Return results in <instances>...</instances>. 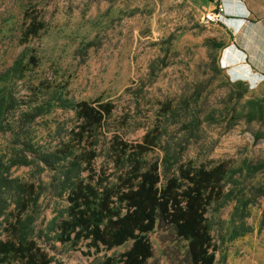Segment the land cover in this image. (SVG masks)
Wrapping results in <instances>:
<instances>
[{"label": "rangeland", "instance_id": "rangeland-1", "mask_svg": "<svg viewBox=\"0 0 264 264\" xmlns=\"http://www.w3.org/2000/svg\"><path fill=\"white\" fill-rule=\"evenodd\" d=\"M26 11L46 25L28 43ZM203 16L192 0H0V95L26 103L30 85L49 86L51 107L30 130L40 147L73 126L75 103L111 101L110 129L120 127L125 140L158 135L146 159L159 163L162 175L184 164L225 163L223 196L207 213L214 264H264V81L228 77L220 64L226 41ZM31 56L37 67L28 65ZM17 61L22 75L14 71ZM20 149L0 133V209L14 208L13 187L36 182L41 197L28 215L52 264H101L131 247L95 253L85 244L55 243L49 228L65 206L60 174L37 163L10 168ZM105 162L101 157L98 165ZM149 239L153 257L146 264H191L188 243L171 226L156 227Z\"/></svg>", "mask_w": 264, "mask_h": 264}, {"label": "trees", "instance_id": "trees-1", "mask_svg": "<svg viewBox=\"0 0 264 264\" xmlns=\"http://www.w3.org/2000/svg\"><path fill=\"white\" fill-rule=\"evenodd\" d=\"M24 19L23 38L28 43L46 25L29 11ZM28 65L37 67V59L31 56ZM14 71L25 73L21 61ZM49 89L45 82L30 85L26 103L0 95V133L9 134L21 147L22 162L12 160L10 168L37 163L60 174L59 196L65 206L51 222L52 240L74 248L85 244L95 253L132 242L127 251L101 264H146L153 257L149 235L158 226H171L188 243L191 264H214L217 246L207 213L223 196L228 166L184 164L162 175L159 163L146 159L158 135L152 130L141 142L125 140L120 127L110 129L116 111L111 101L75 103L73 126H65L55 142L40 147L30 130L43 108L51 107ZM23 104L28 110H21ZM101 157L104 165H98ZM17 185L10 201L14 208L7 214L0 209V264H52L28 215L40 200V188L36 182Z\"/></svg>", "mask_w": 264, "mask_h": 264}, {"label": "crops", "instance_id": "crops-1", "mask_svg": "<svg viewBox=\"0 0 264 264\" xmlns=\"http://www.w3.org/2000/svg\"><path fill=\"white\" fill-rule=\"evenodd\" d=\"M203 12L225 9L217 26L226 46L220 64L235 83L264 81V0H192Z\"/></svg>", "mask_w": 264, "mask_h": 264}, {"label": "built area", "instance_id": "built-area-1", "mask_svg": "<svg viewBox=\"0 0 264 264\" xmlns=\"http://www.w3.org/2000/svg\"><path fill=\"white\" fill-rule=\"evenodd\" d=\"M225 19V9L223 5H219L215 10L205 12L203 21L206 25L221 26Z\"/></svg>", "mask_w": 264, "mask_h": 264}]
</instances>
